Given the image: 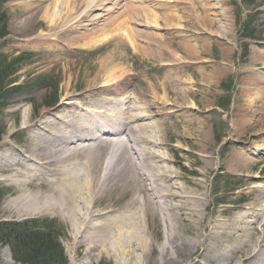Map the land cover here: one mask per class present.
<instances>
[{
	"label": "bare ground",
	"instance_id": "1",
	"mask_svg": "<svg viewBox=\"0 0 264 264\" xmlns=\"http://www.w3.org/2000/svg\"><path fill=\"white\" fill-rule=\"evenodd\" d=\"M99 1L102 0L92 3L85 0L79 12L70 13L78 3L66 0L68 14L50 16V23L55 28L61 24V29H78L81 19L86 23ZM172 1L185 4L184 0ZM60 2L56 0V4ZM188 17L190 25L199 23L201 27L212 26L214 21L210 15L199 16L193 5ZM146 20L159 23V17L150 16ZM127 22L125 19L116 23V27H126V33H111L106 42L116 41L121 46L128 38L136 49L139 34L135 35ZM63 33L60 30L30 37L23 35L20 39L24 45L37 44L48 55L64 49L65 43L91 45L100 41L93 37L64 39ZM174 35L170 31L168 35H146L145 39L157 54L168 55L172 69L178 71L185 65L181 64L179 55L181 36L178 35L179 39L173 38ZM169 37L173 40L168 44L164 38ZM187 43L189 57H198V39L188 38ZM120 71L111 55L103 68L87 80L85 90L68 93L57 106L50 108L54 111L47 109L46 114L28 125L32 135L27 150L17 146L6 149L4 146L0 150L2 169L11 172L13 165L20 164L11 183L12 194L17 196L9 202L10 207L56 213L72 223L74 248L129 250L131 263L135 264H264V175L249 173V169L264 159V123L259 125L262 132L257 136L258 132H244L247 122L242 118L236 123L237 132L230 133L238 144L236 150H230L226 168L231 172L240 170L248 176L246 179H259V184L250 181L252 186L247 187L248 202L225 208L211 207L205 193L206 173L213 165L211 151H202L204 169L197 171L205 176L201 180L187 176L195 169L183 165L181 155L179 159L165 152L173 146L180 152H188L185 147L169 141L177 136L190 138L197 146L193 136L198 131L196 119L190 113L196 104L189 99L190 89L184 94L179 88L177 97L165 99L154 95L152 100L145 91L143 95L136 92L131 95L132 84L125 82L129 81V76L125 70L119 74ZM261 83L254 79L253 87H249L256 104L264 103ZM158 100L161 105L156 103ZM252 109L255 118L257 115L264 118V104ZM174 117L184 118L181 130L189 137L169 134L180 130H170ZM238 137H244L246 143ZM133 138L143 148L140 154L138 150L132 151ZM204 141H210L208 131L201 137V143ZM157 147H161L162 152L156 151ZM5 150L19 152L14 164L9 163L7 157L12 152ZM177 165L185 172L176 170ZM189 182L193 185L191 188L187 187ZM227 210L229 213L225 216ZM151 217L160 222L158 227L148 222ZM164 219L167 231L158 246L155 239L148 236L162 231ZM175 220L186 227L190 233L188 238L183 239L176 233ZM5 250V253L10 252L7 247ZM155 250L157 255L152 256Z\"/></svg>",
	"mask_w": 264,
	"mask_h": 264
},
{
	"label": "rangeland",
	"instance_id": "2",
	"mask_svg": "<svg viewBox=\"0 0 264 264\" xmlns=\"http://www.w3.org/2000/svg\"><path fill=\"white\" fill-rule=\"evenodd\" d=\"M90 1L92 3L98 0ZM184 1L185 4H182V1L172 3L170 0H102L93 7L86 23L81 19L78 29L66 30V28L61 29V24L55 28L49 20L50 16L68 14L65 12L66 0H61V5L56 4V0L39 2L0 0V13L4 15H0V32L3 29L2 33L4 32L5 35L0 38V58L3 60V56L6 55L11 60L21 54L24 59L11 69L8 80L15 82V86L26 82L20 87L11 89V94L1 108L0 127L3 133L0 150L4 146L5 149L17 146L23 151L27 150L32 135L28 125L37 121L49 110L54 111L50 108L57 104L48 105L46 102L55 99L57 101L60 99L61 102L68 93L85 90L88 87L87 80L100 71L105 61L113 55L115 63L121 68L119 74L125 70L129 76V81L125 82L132 84L131 95L135 92L143 95L145 91L149 93L152 100L154 95L159 99H165L177 97L179 88L184 94L190 89L189 99L196 104L190 113L196 119L198 131L194 132L193 136L197 146L192 144L190 138L177 136L169 141L185 147L188 152H180L175 146L165 152L179 159L181 155L182 164L195 169L193 173L188 172L187 176L201 180L205 176L198 174L197 171L204 169L205 157H202V151L210 150L213 154V165L206 173L205 193L207 200L211 202V207L225 208L246 204L248 202L246 193L249 191L247 187L252 186L250 181L253 182L252 184H259V179H246L248 176L240 170L231 172L225 165L231 158L230 150H236L235 146L238 144L231 139L230 135L231 132H237L238 121L244 118L247 122L244 132H258L257 136L262 132L258 128L264 123V118L259 115L255 118L252 107L255 105L261 107L264 103L253 102L254 95L249 91V87H253L251 85L254 79H259L262 81L260 92L264 91V0ZM76 3H78L77 8L70 13L79 12L85 0H76ZM190 5L196 7L199 16L210 15L214 19L213 25L210 26L207 23L205 24L208 27L198 26L199 23L190 25L187 22ZM150 16L153 19L159 17V23L148 22L146 18ZM125 19H128L127 25L132 27L133 33L139 34L138 40L135 41L136 49L131 46V40L129 41L128 38L127 43L121 46L116 41L106 42V38L111 33H126V27H116V23ZM60 30L65 32L62 34L64 39L93 37L100 41L91 45L65 43L64 49L54 52L61 58L56 60L40 51L41 48L37 44L24 45V41L20 39L23 35L30 37L56 33ZM170 31L176 34L172 36L173 38L181 36V64L185 66L178 71L172 69L168 55L163 57L156 53L153 46L146 44V35H168ZM188 38L198 39V57L196 58L189 57ZM164 39L168 44L173 40L171 37ZM193 89H195L193 92L195 95L191 93ZM260 92L258 93L261 95ZM156 103L161 105L160 100ZM171 123V131L179 128L180 130L169 134L176 136V133H179L189 137L181 130L184 118L174 117ZM250 124L252 125L248 126ZM206 131L210 133V141L201 143V137ZM239 139L244 144L247 141L244 137ZM130 144L134 147L132 151L138 150L140 154L143 150L134 138ZM155 150L162 152L161 147ZM5 152H12L7 157L8 162L14 164L19 157V152H13V150H5ZM194 159L197 162H192ZM175 167L176 170L185 172L181 166ZM12 169L13 171L7 172L0 167L1 221L25 219L57 221L64 228L60 239L69 264H135L131 263L129 250L116 251L114 248H107V250L91 251L83 247L74 248L71 241L72 223L56 213H40L30 208L10 207L9 202L17 196L16 193L12 194L11 183L14 173L20 170V164L13 165ZM249 173L264 175V159H261L253 169H249ZM192 186L190 182L187 184L188 188ZM228 213L229 210L224 215L227 216ZM163 216L161 213L162 219ZM165 220L161 222V232H153V234L150 233L151 237L148 236L155 239L158 246L162 244L160 239L167 231ZM150 221L151 226L155 223L160 224L157 218L151 217L148 222ZM141 224L145 229L144 219ZM175 226L176 233L183 239L190 236L180 220L179 223L175 220ZM6 247L0 245L1 264H21L15 261L9 247L7 248L10 252L5 253ZM139 251L140 249H137V252ZM155 255H157L156 250L152 256Z\"/></svg>",
	"mask_w": 264,
	"mask_h": 264
},
{
	"label": "trees",
	"instance_id": "3",
	"mask_svg": "<svg viewBox=\"0 0 264 264\" xmlns=\"http://www.w3.org/2000/svg\"><path fill=\"white\" fill-rule=\"evenodd\" d=\"M12 64L0 58V98L5 97L10 75L7 71ZM63 229L50 219L0 220V245L9 246L13 258L21 264H69L60 239Z\"/></svg>",
	"mask_w": 264,
	"mask_h": 264
}]
</instances>
